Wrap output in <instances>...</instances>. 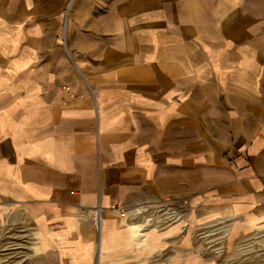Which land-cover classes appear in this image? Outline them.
Instances as JSON below:
<instances>
[{"label":"crops","instance_id":"0c3cea01","mask_svg":"<svg viewBox=\"0 0 264 264\" xmlns=\"http://www.w3.org/2000/svg\"><path fill=\"white\" fill-rule=\"evenodd\" d=\"M246 4L0 0V219L47 264H181L197 256L191 225L264 222ZM167 200L188 201L189 227L114 209Z\"/></svg>","mask_w":264,"mask_h":264},{"label":"rangeland","instance_id":"374dc122","mask_svg":"<svg viewBox=\"0 0 264 264\" xmlns=\"http://www.w3.org/2000/svg\"><path fill=\"white\" fill-rule=\"evenodd\" d=\"M246 5L255 9V14L258 15L255 41L261 59L259 75L262 95L261 118L264 124V0H247ZM117 207L119 206H115ZM133 208H139L140 213H128L125 217H120L117 213V217L123 219L124 225L126 222H135L143 224L144 228H164L176 222H184V229L191 225L187 221V214L192 208L187 200L145 203L125 210ZM93 217L94 212V224ZM191 226L196 240L197 256L191 259L182 258L181 264H264V222L234 229L230 220L213 219ZM21 234L17 228L8 227V224L0 219V264H47L48 260L38 251V246Z\"/></svg>","mask_w":264,"mask_h":264},{"label":"built area","instance_id":"2783aa9c","mask_svg":"<svg viewBox=\"0 0 264 264\" xmlns=\"http://www.w3.org/2000/svg\"><path fill=\"white\" fill-rule=\"evenodd\" d=\"M63 88L69 93V96L70 97H73V93L70 92V89L68 86H63ZM117 213L119 214L120 217H125V214H128V213H140L139 212V208H133V209H130L129 211H126L124 210L123 208L121 207H117V208H114ZM174 216V215H172ZM94 224H95V227L98 229L99 228V225H100V220H101V214H100V211H99V215L97 214V211H94Z\"/></svg>","mask_w":264,"mask_h":264},{"label":"bare ground","instance_id":"6f19581e","mask_svg":"<svg viewBox=\"0 0 264 264\" xmlns=\"http://www.w3.org/2000/svg\"><path fill=\"white\" fill-rule=\"evenodd\" d=\"M96 211H97V214L99 215V211H100V210H99V209H96Z\"/></svg>","mask_w":264,"mask_h":264}]
</instances>
